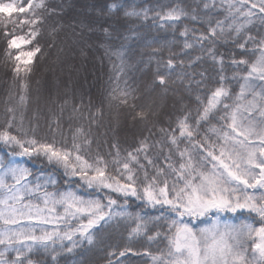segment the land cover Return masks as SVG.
I'll return each instance as SVG.
<instances>
[{"label": "trees", "instance_id": "trees-1", "mask_svg": "<svg viewBox=\"0 0 264 264\" xmlns=\"http://www.w3.org/2000/svg\"><path fill=\"white\" fill-rule=\"evenodd\" d=\"M33 2L40 3V0ZM27 3L28 0L21 1L24 7ZM43 3L44 8L34 10L40 18L37 25L21 23L32 18L31 11L14 12L11 17L0 13V21L14 22L7 23V31L15 36L30 38V29L37 28L39 35L27 49L32 50L37 42L42 49L33 57L29 65L31 71L16 75L13 67L17 61L5 55V26L0 23V131L7 130L24 140L54 141L56 147L72 153L69 159L72 165L78 163L75 156L79 154L89 164L106 165V175L119 179L121 183H128L122 167V162L127 160L139 196H143V188L154 176L161 187L164 180L169 185L175 173L168 165L178 169L180 152L189 144L201 141L208 129L219 124L222 105L214 110L209 121H200L197 126V110H202L203 106L201 101L206 104L212 91L220 86L231 92L237 83V75L234 76L236 68L228 57L251 60L258 42L264 38V24L261 22L252 26L246 38L232 41L226 37V56L221 64L217 51H212L215 59L209 52L208 39H199L201 35L208 36L205 29L212 24L213 0H43ZM113 3L118 5L116 11L109 10ZM175 7L184 9L187 15L175 22L153 18L157 12L163 14ZM133 9L149 10L148 19L124 15L126 10ZM243 22L242 17L230 25L236 27ZM104 28L109 29L108 34ZM185 30L187 35H181ZM249 36L254 39L248 40ZM185 41L192 47L185 48ZM245 41V48H240L238 45ZM10 51L13 56L17 54V50ZM169 58L178 60L181 68L192 60L189 66L192 75L197 74L198 79L187 82L191 80L190 74L181 79L175 70L166 66ZM158 73H170L166 75V85L159 84ZM113 89L131 93L127 104L110 98ZM21 96L26 97L24 102H21ZM197 97H200L199 101ZM65 100L68 101L66 105ZM61 105H64L63 111ZM74 106H80V112L73 114ZM8 107L14 109L15 115L11 128L8 121L12 114L7 112ZM26 108H38L34 113L36 119L31 128L27 121L21 130L27 117ZM140 111L146 113V118L133 119ZM185 116L194 130L192 138L180 136L178 121ZM78 128L83 129L90 144L84 143L85 135L76 133ZM140 128H145L144 133L142 130L133 131ZM161 129L165 131L161 132ZM74 136L75 142L80 144L79 152L73 149ZM172 136L176 137V144L171 143ZM142 141L148 147L137 154V161L129 160L128 153L136 154L135 150ZM20 151L15 144L0 141V172L10 167L27 169L29 174L25 183L34 191L37 185L40 186L33 193L39 201L45 192L56 194L57 199L62 194L73 193L85 201L99 200L105 206L104 210L112 214L111 219L106 216L89 229L93 239L91 244L76 232L72 240L56 241L57 250L61 245L64 250L55 261L43 250L34 252L32 259L37 264H149L169 237V229L163 228L158 220L144 217L131 220L126 215H115L134 201L148 204L146 199L124 196L107 188L89 187L79 170L76 171L79 176L71 175L61 163L50 161L43 153L29 156L19 155ZM159 169L164 171L157 175ZM88 174H93L91 169ZM169 195L171 197L172 193ZM109 197L116 201L110 210L107 207ZM56 208L57 211L63 210L59 205ZM87 219V215L65 217L57 222L54 231L61 235L75 231L80 223H87ZM141 222L146 223L144 231L139 235L132 234L137 223ZM36 234H41L40 229ZM149 236L154 239L149 240ZM69 248L71 251H67ZM125 249L131 250L121 256L120 252ZM166 258L167 255L162 257Z\"/></svg>", "mask_w": 264, "mask_h": 264}, {"label": "snow or ice", "instance_id": "snow-or-ice-1", "mask_svg": "<svg viewBox=\"0 0 264 264\" xmlns=\"http://www.w3.org/2000/svg\"><path fill=\"white\" fill-rule=\"evenodd\" d=\"M208 7L207 4L204 5ZM43 0L40 3H34L33 0H28L27 6L17 7L13 3H0V13H6L8 17H11L14 12L16 13H28L32 12V18L24 19L21 21L23 24L37 25L40 18L36 15L35 9L44 8ZM118 5L113 3L110 6V11H116ZM258 9L257 11H254ZM229 13H235L244 18V23L235 28V32L239 34L247 24H251L252 18L258 16L260 22L264 24V0H236L235 3L228 5ZM126 17H135L148 19L149 10L142 11H125ZM187 15L184 9L175 7L170 8L167 12L161 14L157 12L155 18H159L165 22L179 21L182 16ZM196 19L195 16L192 17ZM12 22V21H8ZM4 23L5 32L4 38L7 42V48L5 49V55L15 61H21L24 64L22 69L20 64L17 63L13 67V72L19 75L21 71L25 73L30 72L29 65L33 62V57L42 52V49L37 42L31 51L20 52L13 56L11 49H19L22 44H32L39 31L37 28L30 29V38L25 39L24 36H15L12 32L7 31V23ZM14 23V22H12ZM14 31V30H13ZM103 31L108 34L109 29L104 28ZM223 32V29H221ZM181 35H187V30L181 33ZM210 36L216 37V28L210 29ZM200 40H207L209 36L201 35ZM254 38L249 36L248 40ZM247 41L240 43V48H245ZM55 45H50L54 47ZM185 48H191L192 44L185 41ZM259 55L252 62L241 59L239 61L233 60V64L236 65H249L247 69V75L243 77L244 84L241 85L240 97L243 98L245 94L252 96V100L249 101V106L244 110L249 113V117H252L254 112H258L261 117H264V103H258L257 97L260 101H264V84L257 85L256 80L264 81V39H261L259 45ZM212 53V50L209 49ZM213 59L215 54L212 53ZM183 63V62H181ZM223 64V60L220 61ZM169 69L174 66L173 59L169 58L166 65ZM166 75L159 74L157 79L160 85H166ZM223 80L224 78L221 77ZM27 89V85H24ZM259 88V90H257ZM166 90V89H165ZM130 92L127 90L113 89L109 96L111 99H119L120 103L127 104ZM229 97L228 91L223 87H217L212 91L211 96L207 99V103L204 104L201 101L202 110L198 109L197 126L200 121H209L212 118L214 110L219 105L223 106V109L228 110L233 106L226 103L225 99ZM21 102L26 100L25 96L20 97ZM200 100V97H197ZM67 100L64 101L66 105ZM64 105H61V111H63ZM239 109V105L236 106ZM7 112L11 115V119L8 121V127H12V120L15 119L14 109L8 107ZM73 114L80 112V106H74L72 108ZM227 115V113H226ZM139 118L141 120L146 118L144 111L137 112L133 119ZM220 119H225L221 116ZM59 125H57L58 127ZM178 127L180 136H186L192 138L194 135L193 128L188 123V117L178 121ZM231 128V133L224 131L222 135L219 133L218 139L222 140V143L212 144L208 138L205 137L203 143L197 142L199 147L206 152L204 159L211 158V161L217 163L212 164L211 170L200 171L198 167L193 163V157L188 155L187 162L181 163L179 169L174 168L171 164L168 167L176 173L178 180L183 181L182 186H178L174 183L171 188V198L169 195V188L167 180L163 181L161 187L157 183V178L152 177L151 181L143 188V196H139L135 184L133 170L129 166V162L126 160L122 162V167L127 173L128 183H121V181L115 177L107 176L105 173L106 165L104 167L94 166L84 160L79 154L75 156V161L79 162V165H70L69 159L72 155L71 152L58 148L55 146V142L39 141L35 138L21 139L15 135H11L9 131H0V141L6 144H15L20 148L19 155H33L37 153H43L47 158L52 161L55 160L58 163H63L65 169L72 168V175L77 174L76 168L79 166L80 175L89 187L96 185L98 187L110 189L113 192L121 193L124 196H135L137 199H146L149 204L153 206L157 204L168 205L172 212L176 213L178 219H173L169 225V231L172 235L168 237V252L167 258L161 261V257L152 256L154 262L161 261V264H264V194L260 197L248 195L244 189L240 188V185H244L245 188H257L264 189V119L255 120L249 118L247 125L237 124L236 111L231 113V123L228 125ZM259 129V130H258ZM215 131V129H210ZM161 129V132H164ZM78 135H85L82 128L76 130ZM235 133V135H232ZM243 137V139H238ZM254 140H259V143H254ZM76 136L73 137V149L79 152L80 144L76 143ZM230 142H232L230 144ZM85 144H90L91 141L87 139L85 135ZM171 143L176 144L177 139L172 136ZM115 147V145H113ZM148 145L142 141L139 148L133 152L128 153V158L131 161H137V154L144 151ZM187 150L180 152V156L184 157ZM117 155L119 153L117 152ZM147 158V157H145ZM227 161V162H226ZM115 163H121L114 161ZM152 161L149 160V164ZM92 170V175L88 174V170ZM259 170L258 172L256 170ZM163 169H159L157 175L163 173ZM28 170L20 167H10L3 175H0V189H7V192L0 198V264H37L32 259V254L36 251L43 250L45 253L51 254L53 261L63 251V245L57 250V240H72L73 235L79 232L82 237H85L91 244L93 242L92 236L89 234V229L100 221L105 220L107 216L112 218L111 212H106L105 206L101 204L99 200L85 201L80 197L75 196L73 193H66L60 195L57 199L54 193H44L43 204L44 207H40L38 204H33L31 201L25 203V196L28 192L21 193V189L16 185L21 184V181L28 175ZM10 176L15 184L9 185L6 183V177ZM147 179V174H145ZM23 187H27L24 185ZM39 185L36 186V190H39ZM29 192L32 189L28 190ZM240 192L241 195H236ZM116 204V201L109 197L108 208ZM51 205V207H49ZM57 205H63V215L57 213ZM240 210H246L251 213H255L261 221L260 227H254L251 224H244L239 227L225 225V229L221 231L218 226L213 228L194 229L188 223H184L182 218L184 216L189 217H203L212 211L216 212H232L236 213ZM78 215H87V223H80L79 227L75 231L64 232L61 235L57 231L47 232L43 228L40 229L41 234H36L37 225L56 223L65 217H77ZM115 215L124 216V212L116 213ZM138 220L142 218L137 217ZM28 221L27 224H21V221ZM35 221L36 224L32 222ZM146 228V223H137V226L132 230V234L139 235ZM174 230V231H173ZM159 235V233H157ZM253 235L259 238V242L253 240L254 252L251 259L247 256L248 248L246 241L251 240ZM149 240L154 237L149 236ZM131 249H125L124 252H120V255H125V252ZM71 251V248L67 249ZM12 254L11 256L9 254Z\"/></svg>", "mask_w": 264, "mask_h": 264}, {"label": "rangeland", "instance_id": "rangeland-1", "mask_svg": "<svg viewBox=\"0 0 264 264\" xmlns=\"http://www.w3.org/2000/svg\"><path fill=\"white\" fill-rule=\"evenodd\" d=\"M21 1L22 0H6V1L0 0V3H13L17 7H19V6H22ZM235 2H236V0H213V4H212V6H213L212 11L213 12H212V14H214V15L211 17L212 19L210 22L212 24L208 25L207 28L205 29V31L207 32V35L209 36L208 43H210V45H211V50L213 52L217 51L215 53H216V56L218 58L219 63H220L221 59L224 60V58L226 56L225 55L226 51L224 50V47H227L226 46V37L232 41H235L237 39L246 38L248 36V33H249L250 29L252 28V26L257 24V22H260L258 16H254L252 18L253 22L251 24H247L245 26V28L242 29V31L239 34H237L235 32V28L238 27L239 25L236 27L235 26L232 27L230 25V23H232L233 21H237V20L241 19L242 17L238 16L235 13L230 14L229 10H228V5L235 3ZM254 2H258V0H254ZM254 11L258 12V9L254 10ZM4 14H6V13H4ZM241 21H243V19ZM211 28H216V30H217V36L216 37L210 36V29ZM221 29H223V32H221ZM208 30H209V32H208ZM16 36H24L25 39H29V37L27 35H16ZM259 43H260V41L258 42V45H259ZM28 45L29 44H22L19 49H14V50H17V54H19L20 52L31 51V49H27ZM218 47H220V49H218ZM252 54H253V57L251 60H248L249 62L254 61L256 59V57L259 55V48H257V50H255ZM228 58L231 59L232 61L233 60L239 61V60L243 59L241 57H231V58L228 57ZM173 61H174V66L172 67V69L176 71V73L179 75V77L181 79H182V77H184V75L187 77H189V74L192 75L191 67L189 66L191 64L192 60L186 66L187 68L182 66L183 69L188 70V72L186 71L185 73H184L183 69L181 68V66L179 65V63H178L179 61L175 60V59H173ZM17 63H19L21 67H24V64L21 61H17ZM234 66L236 68V73L234 74V76L237 75V79H236L237 83L234 85V88L231 89V92H229V97L225 99V102L232 105L233 107L231 109L225 110V109H223V106H221L222 107L221 108L222 109L221 116H224L225 119H221V121L219 122L218 125L210 128V129H215V131H211L210 129H208V131L206 132V135L204 136V138L207 137L209 142L212 144H219V143L223 142L222 140L218 139V135H217L218 133L220 135H222V133L224 131L231 133V128H229L228 125L231 123L232 111H236V117H237V124L238 125L239 124L247 125L249 118H254L255 120L264 119V117H261L258 112H254L252 114V117H249V113L244 110L246 107L249 106V101L252 100L251 95L246 93L243 98L238 99V97H240L241 85L244 84L243 77L247 75V69L250 67V64L249 65H243V64L236 65V64H234ZM197 77H198L197 74H194L190 77L191 80H187L189 78H187L186 80H187V82L194 81V80H196ZM255 83L259 86L261 84H264V81L256 80ZM257 90H259V88H257ZM257 102L258 103H264V101L259 100V97H257ZM237 105H239L238 110L236 109ZM26 110H27L26 111L27 117H25L26 120H24V123H22V126L20 128L21 130H22V127L25 128V123L27 121L30 122V123H28V126L30 125L29 128H31V125L34 124L35 119H36V118L34 119V117H35L34 113L38 110V108H35V110L31 109V108H28V109L26 108ZM226 113H227V115H226ZM144 129L145 128H140V129H136L133 131H141L142 130V133H144ZM128 131H132V130L128 129ZM128 131L123 130L124 133H130ZM232 135H235V133H232ZM204 138L199 142L203 143ZM238 139H243V137H238ZM231 143L232 142H230V144ZM254 143L258 144L259 140H254ZM185 150H187V153L184 157H181V156L179 157L180 162L178 163V165H180L181 163H186L188 155H191L193 157V163L198 167V169L200 171L211 170L212 164L217 163L216 161H211V158H208L207 160L204 159V157L206 156V152L199 147V144L197 142L189 144L187 147L184 148V150L182 152H184ZM61 164L63 165V163H61ZM69 164L72 165L71 162H69ZM76 165H79V162ZM67 170H69V172L72 173L71 167H69ZM77 170L80 171L79 166H77L76 171ZM256 171L258 172L259 170L257 169ZM4 172L5 171L0 172V175H3ZM75 175L79 176V174H75ZM6 183L9 185H13V184H15V181L10 176H8V177H6ZM174 183H177L178 186L183 185V181L178 180L176 173L173 175L172 181L168 185L169 192H171V188H172V185ZM24 185H26L25 179L21 181V184L16 185L17 188L21 189L22 194L24 192H28V194L25 196L24 202L27 203V202L31 201L33 204H38V205H40V207H44L43 199H41L39 201L37 196L33 194V193H36V190L35 191L32 190L29 192L28 190L31 188H28V187L25 188V187H23ZM93 186H96V185H93ZM96 187H98V186H96ZM240 188L244 189L248 195H253L257 198L260 197L261 194H264V189H260L259 187L253 189V188H245L244 185H240ZM6 192H7V189H0V198H2ZM30 194H31V198H29ZM236 195H241V193L237 192ZM59 206H61L62 209L64 208L63 205H59ZM49 207H51V205H49ZM120 212H124L126 214V217L130 218L131 220H135V219L137 220V217H144L145 219L158 220L161 223V226L163 228H166V229H169V225L173 219H178L176 213L172 212L168 205L157 204V205L153 206L152 204H149V203L147 204L145 202L139 203L138 201H134L133 203H131V205H129V207L121 209L119 211V213ZM57 213L58 214L63 213V210L57 211ZM182 220L184 223H188L191 227H193L194 229H197V230L203 229V228H213L214 226H218L219 229L221 231H223L225 229V225L239 227V226L244 225V224H251L257 228L261 226L260 218L255 213H251V212H248L246 210H240V211H237L236 213L212 211L203 217H195L194 218V217L184 216L182 218ZM27 223H28V221H26V220L21 221V224H27ZM32 223L36 224L35 221H33ZM0 225H1V227H3L2 224H0ZM56 225H57V222L51 223V224L37 225L36 231H37V229L43 228L47 232H53L55 229L54 227H56ZM171 235H172V232H170L169 236H171ZM253 240H255L256 242H259V238L256 237L255 235H253V238L251 240L246 241V246L248 248L247 256L249 259H251L252 253L255 250L254 246H253ZM168 243L169 242H168V238H167L165 240V242L163 243V246L161 248L158 247L160 249H158L156 256L161 257V261L163 260L162 257L164 255H167ZM161 261L154 262L151 259V262L149 264H161ZM257 264H258V262H257Z\"/></svg>", "mask_w": 264, "mask_h": 264}]
</instances>
